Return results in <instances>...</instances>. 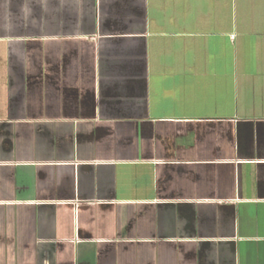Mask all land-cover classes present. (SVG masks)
Segmentation results:
<instances>
[{"label": "crops", "instance_id": "obj_1", "mask_svg": "<svg viewBox=\"0 0 264 264\" xmlns=\"http://www.w3.org/2000/svg\"><path fill=\"white\" fill-rule=\"evenodd\" d=\"M0 264H264V0H0Z\"/></svg>", "mask_w": 264, "mask_h": 264}]
</instances>
